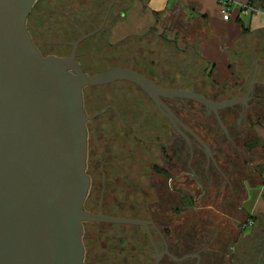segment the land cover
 I'll list each match as a JSON object with an SVG mask.
<instances>
[{
	"label": "flooded vegetation",
	"instance_id": "flooded-vegetation-1",
	"mask_svg": "<svg viewBox=\"0 0 264 264\" xmlns=\"http://www.w3.org/2000/svg\"><path fill=\"white\" fill-rule=\"evenodd\" d=\"M105 18L79 31L75 42L96 32L76 54L104 28ZM117 69L180 90L161 85L162 75ZM157 98L128 80L82 88L89 180L83 210L146 224L82 222V263L264 264V216H243L238 167L252 135L243 117L257 104L218 111L225 135L203 105Z\"/></svg>",
	"mask_w": 264,
	"mask_h": 264
},
{
	"label": "water",
	"instance_id": "water-1",
	"mask_svg": "<svg viewBox=\"0 0 264 264\" xmlns=\"http://www.w3.org/2000/svg\"><path fill=\"white\" fill-rule=\"evenodd\" d=\"M36 1L0 0V264H83L82 222L146 224L83 210L89 180L82 88L128 80L156 102L158 95L189 99L212 111L227 135L218 111L245 105L253 81L243 98L216 103L161 89L127 69L86 76L76 50L96 31L66 57H43L26 29Z\"/></svg>",
	"mask_w": 264,
	"mask_h": 264
},
{
	"label": "crops",
	"instance_id": "crops-1",
	"mask_svg": "<svg viewBox=\"0 0 264 264\" xmlns=\"http://www.w3.org/2000/svg\"><path fill=\"white\" fill-rule=\"evenodd\" d=\"M245 8L247 0H233L224 21L216 0H109L102 22L114 9L107 43L117 60L136 54L147 38L165 39L157 40L164 49L162 68L183 78L192 92L236 87L244 94L232 99L243 98L253 81L250 100L232 106L252 109L257 104L243 117L242 125L252 135L238 164L242 214L249 220L264 216V10L243 14ZM218 98L222 100L212 102L232 100Z\"/></svg>",
	"mask_w": 264,
	"mask_h": 264
},
{
	"label": "trees",
	"instance_id": "trees-1",
	"mask_svg": "<svg viewBox=\"0 0 264 264\" xmlns=\"http://www.w3.org/2000/svg\"><path fill=\"white\" fill-rule=\"evenodd\" d=\"M109 0H37L33 5L28 17L31 25H26V29L31 37V41L43 56L66 57L69 55L72 44L79 37V31L89 32L92 25L99 27L104 17V11ZM247 7L251 9L264 10V0H247ZM62 10L66 11L63 13ZM112 12L108 15L104 28L93 37L84 41L78 48L75 60L86 76L96 75L97 71H104V62L118 64L115 68L133 67L137 71L149 77L162 75L160 84L168 88H178L180 90H190L189 86L182 83L183 78H178L173 73L167 74L162 68L164 62V49L158 44L156 37L147 38L146 42L139 46L136 54L125 55L124 60H117V55L111 54V46L107 43L108 31L113 21ZM44 13V14H43ZM156 18L158 14L156 13ZM26 19V21H27ZM44 19L47 24L43 25ZM27 23V22H26ZM43 26V27H42ZM48 30V37H53L54 42L44 40L42 32ZM33 28H36L37 36L34 37ZM166 42L165 39L160 40ZM48 47H56L67 50L68 53L48 52ZM203 83V82H201ZM205 83V81H204ZM213 88V87H212ZM205 96L208 100L219 101L218 96L223 95L226 99L239 97L244 92L238 93L236 87L227 89L196 92ZM253 221V218H252Z\"/></svg>",
	"mask_w": 264,
	"mask_h": 264
},
{
	"label": "rangeland",
	"instance_id": "rangeland-1",
	"mask_svg": "<svg viewBox=\"0 0 264 264\" xmlns=\"http://www.w3.org/2000/svg\"><path fill=\"white\" fill-rule=\"evenodd\" d=\"M44 14V13H43ZM27 23H26V25L28 26L29 25V29H30V25H31V22L32 21H30V18H28L27 19V21H26ZM45 24H47V22H46V19H44V22H43V25H45ZM43 27V26H42ZM46 27L44 26V28H43V30H42V32H43V34H44V40L45 41H48V42H54V38L51 36V37H48L47 36V33L48 32H50V33H52L51 31H48V30H46V31H44V29H45ZM37 29L36 28H33V34H34V37L36 38V36H37ZM49 48V50H48V52H58V53H63V54H66V53H68L67 52V50L65 49V51H63V49H60V48H56V47H48ZM67 55V54H66ZM118 66V64H113V63H108V62H104V65H103V67H104V69H108V70H113V69H117V68H115V67H117ZM107 71V70H106ZM100 71H97V72H94V73H99ZM93 90H95V89H93ZM89 92V91H88ZM206 204V203H205Z\"/></svg>",
	"mask_w": 264,
	"mask_h": 264
},
{
	"label": "built area",
	"instance_id": "built-area-1",
	"mask_svg": "<svg viewBox=\"0 0 264 264\" xmlns=\"http://www.w3.org/2000/svg\"><path fill=\"white\" fill-rule=\"evenodd\" d=\"M220 14L222 15V20L227 21L230 17V9L233 4V0H216ZM260 9H251L249 7L243 9L241 12L243 14L248 13L249 11H257Z\"/></svg>",
	"mask_w": 264,
	"mask_h": 264
}]
</instances>
